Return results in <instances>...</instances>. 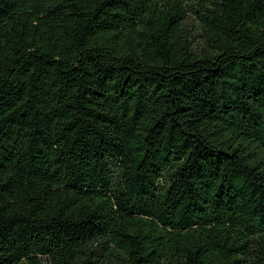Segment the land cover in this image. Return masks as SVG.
Segmentation results:
<instances>
[{"label":"trees","instance_id":"obj_1","mask_svg":"<svg viewBox=\"0 0 264 264\" xmlns=\"http://www.w3.org/2000/svg\"><path fill=\"white\" fill-rule=\"evenodd\" d=\"M0 264H264V0H0Z\"/></svg>","mask_w":264,"mask_h":264}]
</instances>
